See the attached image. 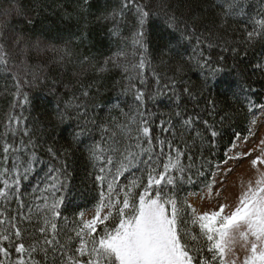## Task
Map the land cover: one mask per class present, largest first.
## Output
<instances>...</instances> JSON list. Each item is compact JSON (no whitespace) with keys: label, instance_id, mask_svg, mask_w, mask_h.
Returning <instances> with one entry per match:
<instances>
[{"label":"snow or ice","instance_id":"obj_1","mask_svg":"<svg viewBox=\"0 0 264 264\" xmlns=\"http://www.w3.org/2000/svg\"><path fill=\"white\" fill-rule=\"evenodd\" d=\"M181 5L182 0H155V3L153 0H122L118 9L99 18L117 23L126 12L133 16L138 30L133 33L132 41L144 49L136 66L139 69H144L146 63L144 29L154 16L163 15L167 29L189 38L196 49L187 60L181 55L175 65L170 66L171 75L163 81L154 74L157 88L152 94L140 87L145 84L142 77L136 83L133 77H126L127 84L122 88L126 93H133L136 107L134 114L125 113L122 124L97 125L95 120H89L83 104L69 103L63 111L57 109L56 123L76 121L79 130L71 132L70 143H84L81 137L91 131L89 125L99 128L101 137L84 153L94 170L91 178L97 193L89 201L91 207H76L70 230L58 223L65 201L60 193L69 175V149L46 148L55 164L48 167V183L43 189L44 195L37 197L39 203L35 209L26 206L21 197V184L39 162L38 141L32 139L33 132L28 130L26 121L21 128V116L13 112L8 117L5 125L8 134L14 138L19 134L21 138L18 142L5 139L0 145V201L5 205L11 201L17 203L15 215L7 206L0 208V264H264V167H257L264 165V140L260 142L259 155L254 158L247 148L237 155V149L248 141L241 133H232L231 150L225 152L224 168L232 160L241 163L247 156L257 173L256 179L249 181L235 196L226 194L227 190L221 189L216 177L205 184V200L209 196L214 198L209 208L199 204V195L196 202L181 201L177 192L182 184L193 183L192 164H186L185 159L193 161L189 152L197 147V142L207 143L206 150L211 151L223 135L217 124L223 126L235 116L254 110L258 104L264 112V102L256 99L258 89L252 79L257 71L264 75V66H252L241 58L225 71L228 57L224 55V52H232L239 56L238 44L250 45L258 38L264 40V15L253 21L251 30H246L237 44L230 45L225 40L221 45L213 43L211 37L225 29L229 19L245 13L242 0H220L221 11L212 19L197 20L191 7L181 10ZM88 6L89 0H83L81 8ZM26 16L19 0L14 4L0 0V73L12 79L16 93L14 108L28 101L22 91L32 82L28 78L27 59L33 50L37 53L49 50L45 41L32 43L29 36L15 30L16 18ZM173 48L175 45L169 43L165 51L171 52ZM215 49L220 51L214 58ZM18 51L25 56L23 68L12 62ZM51 51L60 53L61 60L71 54L67 48L53 47ZM119 59V54L109 57L104 65L112 63L117 68L123 67L127 73L129 69L121 65ZM192 69L198 70L201 78L195 93L184 79L186 70ZM225 73L230 78L220 87L236 102L234 112L218 110L215 101L197 110L198 97L203 98L205 91L210 92ZM89 95L88 91L83 92L84 97ZM164 99L170 101L172 109L168 118L159 119L156 126L161 133L171 136V140L154 134L155 121L147 109L148 101L159 103ZM189 104L193 106L192 112L188 111ZM185 134L191 144L185 140ZM177 136L183 147L176 143ZM140 165H143L141 175L132 174L125 180ZM196 174L202 180L211 176L203 165ZM33 214L37 219H33ZM238 240L243 245L240 247L244 250L242 258L237 256L234 247Z\"/></svg>","mask_w":264,"mask_h":264},{"label":"trees","instance_id":"obj_2","mask_svg":"<svg viewBox=\"0 0 264 264\" xmlns=\"http://www.w3.org/2000/svg\"><path fill=\"white\" fill-rule=\"evenodd\" d=\"M121 2L122 0H89V6L81 8L83 0H19V5L27 16L16 18L15 30L29 36L32 43L37 40L45 41L49 50L39 53L33 50L27 59L28 78L32 82L30 86L26 85L22 89L28 96V101L22 102L19 107H13L16 104V93L11 77L0 73V145L5 139L9 142L15 139L18 142L21 138L19 134L15 138L8 134L9 130L5 127L8 117L13 112L22 117L21 128L24 126L23 121H26L28 130L33 132L32 139L38 141L39 162L29 178L21 184V197L26 206L31 205L35 209L36 204L39 203L37 197L44 195L43 189L48 183L46 175L48 167L50 164H55V161H52L47 154L46 148L48 146L57 150L68 148L71 153L67 157L69 175L65 180V188L60 193L65 197V201L58 223L65 227H69L74 219L76 207L78 205L91 207L89 201L97 193L91 178L94 170L84 153L88 146L98 142L101 137L99 128L89 125L91 131L85 132L81 137L84 143H70L71 132L79 130L76 121L74 119L65 121L63 125L56 123L57 109L63 111L65 105L69 103L83 104L87 107L89 120H95L97 125L122 124L126 119L125 113L134 114L136 107L133 93H126L122 88V85L127 84L126 77H133L134 83L142 77L145 84L140 87L152 94L157 88L155 76H159L163 81L171 75L170 66L175 65L181 55L187 60L196 49L195 43L190 42L189 38H182L179 32L167 29L165 25L167 20L163 15L154 16L144 29L146 63L144 69H139L136 66L144 54V49L133 44L132 35L138 30L133 16L126 12L124 18L117 23H113L110 19H99L113 9H118ZM153 2L155 3V0ZM10 3H16V0H10ZM242 3L246 9L245 13L229 19L225 29L211 37L213 43L223 45L227 40L230 45L237 44L245 36L246 30H251L253 21L264 15V0H242ZM219 5L220 0H182L181 10L191 7L197 20L204 17L212 19L220 13ZM183 27V24L179 26L181 32ZM169 43L175 45L171 52L165 51V46ZM53 47L67 48L71 54L61 60L60 53L51 51ZM238 49L239 56H235L232 52H224V55L228 57L225 71L241 58L252 66L258 68L264 66V40L258 38L250 45L238 44ZM219 51L220 49L213 51L214 58ZM117 54L120 56L119 63L129 69L127 73L123 71V67L117 68L112 63L105 67L104 61ZM24 60L23 53L18 51L12 62L23 68ZM101 68L105 70L101 71ZM186 73L185 81L192 87L194 93L197 92L201 84L199 71L192 69L186 70ZM21 75L23 76L22 72ZM33 76L39 78L33 79ZM229 78L228 73L223 74L210 92L205 91L203 98L198 97L200 102L197 110L204 108L207 102L215 101L218 110L234 112L236 102L220 87V84ZM252 79L255 82V88L258 89L256 99L264 102V95H261L264 93V75L257 71ZM85 91H88L90 95L84 97ZM20 99L23 101L22 96ZM258 108L259 104L254 110L235 116L232 121H226L223 126L217 124L218 130L222 131L223 135L219 144L211 151L206 150L207 143L200 145L197 142V147L191 148L189 155L194 162L186 158L185 163L192 164L193 183L182 184L177 190L181 201H187L188 193L198 192L205 184L210 183L214 168L224 163L225 152L231 148L229 139L232 133L239 132L247 136L252 117ZM147 109L155 121L154 134L162 139H173L161 133L156 126L159 119L168 118L172 109L170 101L168 99L161 100L159 103L148 101ZM188 111H193L192 104L188 105ZM176 126L180 127L179 124ZM24 139L27 140V137ZM185 140L188 144L192 143L187 139V134H185ZM176 143L183 147L178 136ZM209 164L212 165L211 168ZM201 165L206 173H211L206 180H202L196 174ZM142 170L143 165L133 169L125 180L132 174L141 175ZM5 206L9 208L12 215L16 214L15 201L7 205L0 201V208ZM33 219H37L35 214ZM50 261L51 257H49Z\"/></svg>","mask_w":264,"mask_h":264},{"label":"rangeland","instance_id":"obj_3","mask_svg":"<svg viewBox=\"0 0 264 264\" xmlns=\"http://www.w3.org/2000/svg\"><path fill=\"white\" fill-rule=\"evenodd\" d=\"M23 57L25 59L24 55ZM246 139L248 143L246 145L242 143L241 148L237 149L236 154L239 155L243 148H247V150L251 152L252 158H254L256 155H259V150L262 146L260 142L264 140V112L260 110L257 111L251 126V134L246 137ZM257 167H264V165H259ZM230 169L232 170L231 174H229ZM256 176V169L251 165V158L247 156H245L241 163H237L235 160H232L227 168H224L223 165L218 167L214 175V177L218 178L221 182V189H226V194H231L232 196H235L238 192H240L241 189L249 183V181H254ZM219 190L220 189L217 191ZM198 195L200 198L199 204H204L205 208H209L214 198L209 196L206 201L205 189L196 195L190 196V202H196ZM234 247H236L235 251L237 256L242 258L244 250L240 248L243 247V245H241L239 240L236 242ZM231 251L232 249H230V252Z\"/></svg>","mask_w":264,"mask_h":264}]
</instances>
